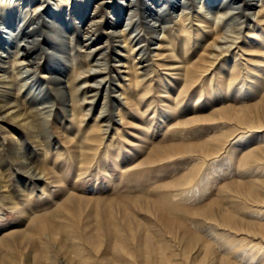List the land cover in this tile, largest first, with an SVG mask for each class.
I'll use <instances>...</instances> for the list:
<instances>
[{
	"label": "bare ground",
	"instance_id": "6f19581e",
	"mask_svg": "<svg viewBox=\"0 0 264 264\" xmlns=\"http://www.w3.org/2000/svg\"><path fill=\"white\" fill-rule=\"evenodd\" d=\"M115 1L117 0H0V121L14 123L23 130V134L29 136L33 145H43L42 150L46 157L51 155L57 158L64 149L55 141L54 148L46 145V140L53 139L50 130L52 120L59 122L61 137L67 131L65 126L68 125L66 120L69 119L70 123L77 125V131L88 121L86 124H92L90 131L98 132L101 140L107 139L113 127L120 123L126 114L124 108L130 98L145 97L152 88L154 76L157 78L158 92L171 91L168 81L180 88L174 98L177 105L184 98L183 91H193L192 87L197 84L199 78L207 74V64L219 67L216 74L206 77L207 84L203 81L208 95L214 97L212 106L223 101L219 86L228 90L238 82L239 86L233 91V101L241 96L240 93H244V96L256 93L264 96V69H259L253 74L246 65L244 71L237 61V56L241 58L253 51L264 54V33L254 34L255 25L252 22L260 16L263 17L260 21H264V0ZM100 35L102 37H99ZM98 40L100 45H94ZM34 46L36 49H32ZM110 52H113L112 56ZM63 54H66L68 59L65 58L66 71L61 72L59 68L61 74L55 71V66L58 65L59 59H63ZM159 60L170 62L164 64L163 68L170 70L166 71L169 73L157 72L160 66L163 67ZM260 62L264 63L262 60ZM170 66L172 68H165ZM40 70L43 75L38 77ZM242 74L245 75L244 78ZM139 87L143 90L142 94L136 91ZM134 91L135 97H130ZM214 91H219L217 99ZM203 94V90H200L197 99ZM101 95L97 114L92 118L95 103ZM256 107L262 112L264 104H258ZM246 109L239 107L220 110L217 117L221 119L223 115V118L235 120L242 129L252 130L254 127ZM186 110L178 112L179 115L186 114ZM215 117L216 114L212 116V121L218 119ZM164 118L165 116H162V119ZM261 118L264 119V111L259 120ZM190 122V118L182 116L179 123L182 129L178 132L180 141L165 148L172 152L178 150L189 155V158L195 154L200 164L193 169L182 170L175 179L166 184V189L176 188L173 194H158L160 197L152 203L142 200L134 203L135 207L143 204L147 212L157 211L153 212L167 231H180L182 226L181 219L173 215L177 210L172 204L176 197L202 195L201 193L208 190L210 174L208 171L205 175L200 174L202 158L220 152L238 130L219 133L212 131L207 140L186 143L183 135L187 127H190ZM0 127V202H5L12 211L20 212L18 220L9 226V232L15 235L11 233L1 237L0 247L4 250L0 248V264H43L34 244L35 234L42 236L40 239L43 241L41 244L46 262L72 264L57 257L59 252L63 255L67 253L63 244L55 243V240L59 241L57 237L61 231H66V227L47 225L37 219L33 221V218L30 220L31 216L25 210V199L36 196L37 190L43 191V188H40L41 180L46 179L44 171L30 164L24 155L26 145L30 143H26L23 134L18 130L12 129L11 132L2 125ZM40 135L44 137L40 139ZM229 136L231 137L227 140ZM194 137L196 138L195 135ZM83 138L85 141H97L96 137H88V133H85ZM238 142L243 143V147L247 143H244V140ZM110 145L115 149L117 144L113 141ZM98 147L87 149L93 152V158L100 154L104 162H108L104 152ZM243 147L241 157L235 162L245 166L249 163L256 164V168L261 167L259 169L264 177V168L260 165L264 164V149H247L249 145ZM233 152L232 149L227 153L233 157ZM160 153V150H156L154 154ZM166 154L167 152L159 156L164 157ZM173 155L176 154L166 156ZM30 159L35 160L34 157ZM85 160L89 162L91 158L85 156ZM119 169L124 175L128 174L122 168ZM82 174L84 173H77V177ZM11 183L15 188H12ZM228 187L233 197L229 200L232 205L230 211L222 210L219 206L215 210L214 202L209 201L191 208L190 211L182 210L185 215L182 219H185L187 214H193L199 216V219L205 218L242 232L243 223L235 217L239 211L259 213V210L252 207L264 204V179L257 182L251 180L233 183ZM128 204L134 207L133 200L128 201ZM164 213L168 214L161 215ZM132 220L129 217L125 219L124 227L116 229L113 235L109 234L107 228L109 249L104 250L105 253L100 251L103 237L106 235L103 227L93 238L92 235L79 231L81 234L72 237L73 242L69 246L76 256V263L180 264L174 249L169 247L168 250L163 242L153 246L149 236H144L145 230ZM138 228L142 232H138ZM244 231L248 234L244 233L245 236L239 241L230 237L233 234L224 231L219 238L214 237L215 246L212 248L202 242L199 232H196L193 238L188 236L182 249L186 260L184 263H191L202 253V263L264 264V223L244 224ZM83 232L87 231L83 228ZM135 232L141 233L139 240ZM251 235L259 237V241H250ZM6 238L15 241V245H10L4 240ZM86 243L89 246H86ZM195 246H199L200 250L198 249L199 252L191 260L188 254ZM85 247H90L91 251L84 252ZM92 252L94 253L91 254ZM213 252H217V255ZM231 256H234V259H231ZM125 257H129V261L123 260Z\"/></svg>",
	"mask_w": 264,
	"mask_h": 264
},
{
	"label": "rangeland",
	"instance_id": "374dc122",
	"mask_svg": "<svg viewBox=\"0 0 264 264\" xmlns=\"http://www.w3.org/2000/svg\"><path fill=\"white\" fill-rule=\"evenodd\" d=\"M117 1L121 2V0ZM117 1H115V3ZM261 18L263 17L260 16L252 20L255 25L254 34L259 32L264 33V21L261 22ZM99 37L102 36L100 35ZM253 37L257 38V36ZM94 45H100V40L96 41ZM32 49H36V46L32 47ZM152 50H154L153 47ZM111 53L113 52L109 53L110 56H112ZM257 53L258 52L253 51L241 58L237 56V61L243 66V70L244 65L247 66L248 70L250 69V71H253V74H256L259 69H264V63L260 62L261 60L264 61V54ZM65 55L66 54H63V59L61 58L58 60V67L55 66L56 72H60L59 68L61 72L66 71L65 58L67 57ZM167 61L168 60H159L163 67L160 66L157 72L162 71L161 73H169L166 71L170 70L163 69L164 64L170 63ZM63 66L64 68H62ZM208 66L210 65H206V68H208L207 74L199 78L197 84L192 87L193 91L188 90L186 93L185 90L183 91L182 94H184V98L178 105L174 98L177 94L176 91L180 88L175 87L168 81V86L171 88V91L158 92V88L156 89L157 78L154 76V79H152V88L146 93L145 97H135V91V93L130 96L133 97L134 95L135 98H130L124 108L126 114L123 116L121 122H118L117 125L113 127L107 139L101 140L102 137L98 132L90 131L92 124H86L88 121L77 131V125L75 123H70L69 119L66 120V124H68L65 126L67 131L63 135L64 137H61L59 136V122L56 123L57 121L55 122L52 120L50 123V130L53 133V139L51 141L46 140V145L47 147L54 148L56 142L64 147L61 155L57 158L51 155L46 157V153L43 151L44 146H39V144L33 145L28 138L29 136L23 134V130L14 123L0 121V125L6 127V130L13 132L12 129H16L23 134L22 136L26 139V143H30L27 144L28 146L26 145V151H24L27 161L29 160L28 162H31L30 164H33L37 169L45 173L46 179H42L40 185L43 191L41 189L37 190L36 196L26 198L24 206L26 208L25 210H27L31 216L30 220L33 218V221L37 219L42 221L41 223L47 225L55 224L66 227V231H61L60 236L57 237L59 241L55 240V243L63 244L67 253L63 255L59 252L57 254L58 258L60 257L61 259L72 262V264H77L75 254L69 249V246L72 245L73 242L72 237L80 235L81 233H79V231H81L87 235H92L91 238H93V236L99 234L102 227L106 231V235L103 237V244L100 251L101 253H105L104 250L109 249L107 228L109 234L113 235L116 229L118 230L124 227L123 223L128 217L139 224L140 226L138 227L145 230L143 231L145 232L144 236H149L153 246H158L160 242H163L166 246L160 245V247L165 246L168 250L169 247L174 249L177 252V258L180 264H185L184 262L186 261L182 254L184 240H187L188 236L193 238L196 232L200 233L203 239L202 242L209 244L212 248L215 246L214 237L216 236L219 238V235L224 231L228 232V234H233L230 237H234L236 241H239L243 235L245 236L244 233H246L244 231V224L250 223L256 225L264 223V204L252 207L254 210H259L257 214L250 212L245 213L246 210L244 213L243 211H239L237 216L235 215V218L243 223L242 232L223 227L222 225H218V222L214 223L205 218L199 219V216H194L193 214H187L186 218L182 219V216H185L182 210L188 209L190 211L191 208L204 205L209 201L214 202L215 210L217 206H219L222 210L230 211V206L232 205L229 203V200L233 199V197L231 196L228 186L233 183H243L251 180L257 182L264 179L263 172L261 173V169H259L261 168L259 167L260 165L264 168V164H260L258 165L259 168H256V164L254 163H249L245 166L235 162L236 159L241 157V149L243 147V143L238 141L244 140V143L247 141L246 145H249L247 149H264V119L261 118V120H259L261 113L264 111V107L262 108V112L260 108L256 107L258 104H264V96H261L259 93L254 95L245 94L244 96V93H240L239 95L241 96L238 97L236 101H233V91L239 86L238 82L228 90L219 86L220 93L223 94V101L219 102V104L215 103L214 106H212V98L214 97L208 95L206 85L203 84V81L207 84L208 81L206 77L216 74L219 67L217 65ZM165 68L170 69L172 66ZM41 71L42 70L37 73L38 77L43 75ZM242 76L243 78L245 77L243 74ZM215 81L217 82L218 80L216 79ZM244 82L246 84L248 83L246 81ZM200 90H203L204 94L201 98L197 99ZM136 91L142 94L143 90H140L139 87ZM50 92L52 91L50 90ZM214 92L216 93H214L215 99H217L219 97V91ZM52 94L55 95V93ZM26 98L30 100L29 97ZM101 98L102 95L95 103L92 118L97 114ZM151 99L152 102H150ZM55 101L58 103L57 98H55ZM239 107L247 108L246 114L249 119H251L252 126L254 127L252 130L242 129V126L236 123L235 120H230L228 117L223 118V115L221 119L217 117V113L220 110L229 108L238 109ZM185 109H187L184 112L186 114L179 115L178 112ZM215 114V118L218 119L212 121V116ZM162 116H165V118L162 119ZM182 116H184V118H190L191 121L188 125L190 127H187L183 135L186 143L191 141L195 142L200 139L207 140V138L212 135V131H214V133H219L223 131L229 132L234 129L238 130L237 134L231 139H229L231 136L227 137L229 142L224 145L220 152L213 156L209 155L202 158L200 174L205 175L206 171L209 172L210 181L207 186L208 190L201 193L202 195L176 197L172 202V204L177 207L173 215L181 219L182 226H180V231H167L163 223L158 220L156 214L153 212L155 210L147 212L143 204L135 207L134 203L137 200L152 203L160 197L158 194L161 195L166 192H172L173 194L176 188L166 189V184L175 179L182 170L193 169L197 164H200L195 154H192V158H189V155L180 153L178 150L172 152L168 148H165L168 145L174 146V144L180 141L178 132L182 129L179 124L182 120ZM202 118L205 120H201ZM33 124L35 125V122H33ZM213 125H215V128H213ZM76 131L78 133L77 136L75 135ZM85 133H88V137H96L97 141H85L83 138ZM38 137L44 136L40 135ZM113 141L117 144L115 145V149L110 145V142ZM246 145H244V147ZM88 147H98L100 151L102 150V152H104V156L108 162L105 163L104 158L101 157L100 154L93 158V152L89 151L87 149ZM106 147H108L107 150ZM164 149L166 151H164ZM232 149L234 150V156L230 157L227 152ZM156 150H160V154L167 152L168 155H176L170 157L166 156V154L162 157L159 156L160 154H154ZM5 156H7V151L5 152ZM85 156L88 158L90 157L91 161H86ZM30 157H34L35 160L30 161ZM119 168H122L123 171H127L128 174L124 175L122 171H119ZM79 172L84 174L77 177V173ZM42 184L45 187H43ZM10 185H12V183ZM12 188H15V185H12ZM15 194L17 195V192ZM131 200H133L132 205L134 207L128 204V201L131 202ZM19 214L20 212L17 210L12 211L9 209L5 202H0V240L1 237H6L13 233L9 232L11 230L9 226L18 220ZM167 214L168 213H164L161 215L165 216ZM83 228L87 232H83ZM140 228L137 229L138 232H142ZM138 232H135L137 240H139L141 235V233ZM187 232L191 234L188 235ZM12 235H15V233ZM40 237L42 236L33 235L37 254L40 255L43 264H49L44 259V251L41 244L43 241ZM4 240L8 241L10 245H15V241L10 238ZM250 241L257 242L259 241V237L251 235ZM76 243L81 244L80 241H76ZM85 245L89 246L88 243ZM0 248L4 250L3 247ZM198 249L200 250V247L195 246L189 251V259L192 260V258L197 255L199 252ZM88 251H91V248L85 247L84 252ZM93 253L94 252L91 254ZM19 254V258L22 261L20 251ZM213 254L217 255V252H213ZM231 257V259H234V256ZM123 260L129 261V257H125ZM202 261L203 254L201 253L195 257L191 263L189 262L187 264H208L202 263ZM134 264L138 263L134 262Z\"/></svg>",
	"mask_w": 264,
	"mask_h": 264
}]
</instances>
